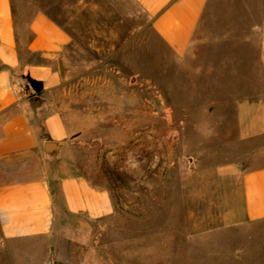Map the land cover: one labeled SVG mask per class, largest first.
I'll use <instances>...</instances> for the list:
<instances>
[{"label": "rangeland", "instance_id": "1", "mask_svg": "<svg viewBox=\"0 0 264 264\" xmlns=\"http://www.w3.org/2000/svg\"><path fill=\"white\" fill-rule=\"evenodd\" d=\"M12 3L19 30L43 12L72 36L62 59L65 93L74 107L88 96L99 124L68 152L71 171L110 187L118 214L83 228L63 219L51 242L0 241V264H264V222L224 224L210 165L218 170L225 158L210 160L216 141L190 132L194 118L186 115L190 94L206 92L204 35L263 23L264 0H212L199 60L183 66L129 0Z\"/></svg>", "mask_w": 264, "mask_h": 264}, {"label": "crops", "instance_id": "2", "mask_svg": "<svg viewBox=\"0 0 264 264\" xmlns=\"http://www.w3.org/2000/svg\"><path fill=\"white\" fill-rule=\"evenodd\" d=\"M129 1L180 66L199 60L205 34L201 27L212 0ZM204 36L206 92L190 94L195 103L186 113L194 118L189 131L216 141L217 149L206 153L210 160L225 158L218 170L210 165L221 185L224 224L262 223L264 21L250 29L208 31ZM71 43L70 33L43 12L27 30H19L12 0H0L2 242H51L61 233L63 219L79 220L75 228H83L84 222L99 224L118 214L110 187L81 170L71 171L68 152L87 144L99 124L88 96H78L74 107L65 93L61 62ZM28 77L43 83V90H34Z\"/></svg>", "mask_w": 264, "mask_h": 264}, {"label": "trees", "instance_id": "3", "mask_svg": "<svg viewBox=\"0 0 264 264\" xmlns=\"http://www.w3.org/2000/svg\"><path fill=\"white\" fill-rule=\"evenodd\" d=\"M27 81L29 83V85L36 90L37 92H41L43 90V83L41 82H37L35 80H33L32 78H27Z\"/></svg>", "mask_w": 264, "mask_h": 264}, {"label": "water", "instance_id": "4", "mask_svg": "<svg viewBox=\"0 0 264 264\" xmlns=\"http://www.w3.org/2000/svg\"><path fill=\"white\" fill-rule=\"evenodd\" d=\"M61 72L63 76L66 75V68L64 67V64L62 62H61Z\"/></svg>", "mask_w": 264, "mask_h": 264}, {"label": "built area", "instance_id": "5", "mask_svg": "<svg viewBox=\"0 0 264 264\" xmlns=\"http://www.w3.org/2000/svg\"><path fill=\"white\" fill-rule=\"evenodd\" d=\"M15 93L17 94L18 92L16 91Z\"/></svg>", "mask_w": 264, "mask_h": 264}]
</instances>
